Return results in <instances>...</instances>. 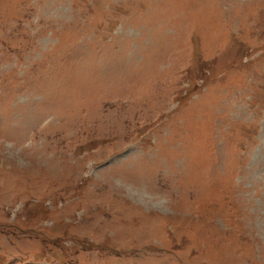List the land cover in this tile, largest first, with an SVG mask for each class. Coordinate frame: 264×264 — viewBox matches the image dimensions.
I'll return each mask as SVG.
<instances>
[{
	"label": "rangeland",
	"instance_id": "374dc122",
	"mask_svg": "<svg viewBox=\"0 0 264 264\" xmlns=\"http://www.w3.org/2000/svg\"><path fill=\"white\" fill-rule=\"evenodd\" d=\"M0 264H264V0H0Z\"/></svg>",
	"mask_w": 264,
	"mask_h": 264
}]
</instances>
